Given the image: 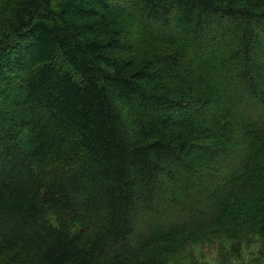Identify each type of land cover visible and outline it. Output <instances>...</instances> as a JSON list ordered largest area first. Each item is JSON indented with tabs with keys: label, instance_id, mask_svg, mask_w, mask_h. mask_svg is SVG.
I'll use <instances>...</instances> for the list:
<instances>
[{
	"label": "trees",
	"instance_id": "trees-1",
	"mask_svg": "<svg viewBox=\"0 0 264 264\" xmlns=\"http://www.w3.org/2000/svg\"><path fill=\"white\" fill-rule=\"evenodd\" d=\"M264 264V0H0V264Z\"/></svg>",
	"mask_w": 264,
	"mask_h": 264
},
{
	"label": "rangeland",
	"instance_id": "rangeland-1",
	"mask_svg": "<svg viewBox=\"0 0 264 264\" xmlns=\"http://www.w3.org/2000/svg\"><path fill=\"white\" fill-rule=\"evenodd\" d=\"M56 1V0H55ZM194 260H196L195 262H198L199 264L200 263H202V261L204 260V259H194Z\"/></svg>",
	"mask_w": 264,
	"mask_h": 264
}]
</instances>
